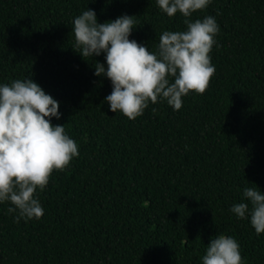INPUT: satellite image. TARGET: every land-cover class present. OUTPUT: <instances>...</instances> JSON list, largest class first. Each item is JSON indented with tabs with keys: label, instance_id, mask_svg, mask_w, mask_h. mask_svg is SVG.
<instances>
[{
	"label": "trees",
	"instance_id": "16d2710c",
	"mask_svg": "<svg viewBox=\"0 0 264 264\" xmlns=\"http://www.w3.org/2000/svg\"><path fill=\"white\" fill-rule=\"evenodd\" d=\"M88 8L99 23L136 16L129 38L151 51L163 31L186 27L156 0H0V84L37 82L59 102L51 123L79 150L37 190L42 218L17 223L0 203V264H202L220 234L244 264H264V234L230 212L245 187L264 192V0H212L195 13L219 25L209 86L135 120L105 101L111 81L94 74L104 55L72 49V22Z\"/></svg>",
	"mask_w": 264,
	"mask_h": 264
},
{
	"label": "clouds",
	"instance_id": "9594fccd",
	"mask_svg": "<svg viewBox=\"0 0 264 264\" xmlns=\"http://www.w3.org/2000/svg\"><path fill=\"white\" fill-rule=\"evenodd\" d=\"M94 2V0H93ZM111 2V0H108ZM212 0H156L159 10L169 18L183 17L184 30L163 31L155 51L130 39L138 26L136 16L123 14L99 23L94 10L87 9L74 18L72 49L96 62L95 75L107 77L112 92L105 97L113 113L129 120L142 116L149 104L166 101L179 110L190 92L203 94L215 74L210 55L216 45L219 25L215 17L192 19ZM153 113L157 110L152 109ZM59 102L31 78L0 84V203H9L7 213L15 222L39 220L44 209L36 192L46 188L54 171H64L78 157L77 143L65 132ZM242 200L230 212L250 221L257 235L264 234V192L245 187ZM202 264H244L239 243L224 234L212 237Z\"/></svg>",
	"mask_w": 264,
	"mask_h": 264
}]
</instances>
